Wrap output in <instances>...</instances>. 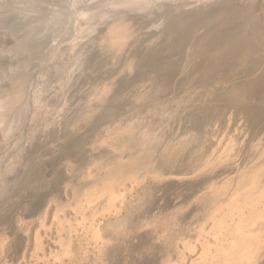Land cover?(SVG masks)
Listing matches in <instances>:
<instances>
[{
    "label": "bare ground",
    "instance_id": "bare-ground-1",
    "mask_svg": "<svg viewBox=\"0 0 264 264\" xmlns=\"http://www.w3.org/2000/svg\"><path fill=\"white\" fill-rule=\"evenodd\" d=\"M263 46L264 0H0V253L22 176L84 131L88 148L48 199L55 261L77 228L104 244L100 218L130 188L205 171L174 264H264V122L248 124L264 97L237 87L247 69L264 82ZM47 212L33 235L44 258Z\"/></svg>",
    "mask_w": 264,
    "mask_h": 264
},
{
    "label": "rangeland",
    "instance_id": "rangeland-1",
    "mask_svg": "<svg viewBox=\"0 0 264 264\" xmlns=\"http://www.w3.org/2000/svg\"><path fill=\"white\" fill-rule=\"evenodd\" d=\"M108 17V20L105 19L107 25ZM263 48L257 47L256 52L264 58ZM247 52L249 53L250 50ZM246 71L242 73L239 80L235 79L240 82L237 87L242 89L241 92L253 95L259 89L260 99H263L264 82L257 84L258 86L253 84L254 73H249L248 69ZM263 100L258 103L264 107ZM263 112L264 108L258 111L260 113L258 116L248 120L250 128L252 126L249 130L256 134L263 127ZM241 123H243L242 119L236 125L240 127ZM229 127L226 128L224 135L230 130ZM83 132L68 139L60 150L54 151L51 155L47 153V156L42 158L34 170L38 177L36 181L31 175L34 173L33 171H27L22 176V181L14 190L17 192L18 201L9 215L8 226L5 230L8 238L4 243L2 253H0V264H162L160 257L163 259L169 257L166 261H172L171 264H174V253L182 247L181 242L176 238H181L183 235L186 240L189 238L193 240L194 225L192 221L194 222L195 217L191 215V210L198 206L199 201L196 197L205 191L210 172L205 173L204 171L194 176L174 178L171 181L166 179L144 180L141 185L130 188L131 192L126 201L117 206V211L115 210L114 214L100 218V226L104 223L106 225L102 228L110 227L107 229L111 230V232L107 229L102 231L107 244L93 241L88 230L77 228L75 232L71 233L72 254L56 261L50 255L58 249L56 244L58 235L53 220L55 206L48 199L51 195L54 196L58 192L57 190L63 189L62 174H67L64 167L65 161L69 158L78 160L83 156V147L88 148V139L84 137L86 132L84 134ZM235 132L233 130L232 133L235 134ZM241 141L243 143L244 140ZM225 178L226 174L217 180L221 182ZM65 198L67 200L72 198L71 190L67 189ZM45 206L48 210L45 221L50 228L40 231L41 236L43 235V249L46 253L44 258L43 252H38L36 255L33 251V235L38 228L36 219L41 215L43 209H46ZM64 215L67 219H73L74 209L66 207ZM171 239H174V242L170 245L171 247H168L166 244ZM161 252L164 256L161 255ZM185 257L186 262L183 261L179 264H189L194 255L187 253Z\"/></svg>",
    "mask_w": 264,
    "mask_h": 264
}]
</instances>
